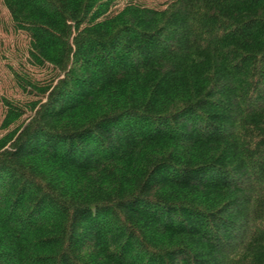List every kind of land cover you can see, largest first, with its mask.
I'll return each instance as SVG.
<instances>
[{"label":"trees","instance_id":"16d2710c","mask_svg":"<svg viewBox=\"0 0 264 264\" xmlns=\"http://www.w3.org/2000/svg\"><path fill=\"white\" fill-rule=\"evenodd\" d=\"M119 1L0 0V264H264V0Z\"/></svg>","mask_w":264,"mask_h":264},{"label":"rangeland","instance_id":"374dc122","mask_svg":"<svg viewBox=\"0 0 264 264\" xmlns=\"http://www.w3.org/2000/svg\"><path fill=\"white\" fill-rule=\"evenodd\" d=\"M129 0H120L115 6L119 10ZM149 8L163 9L170 0H131ZM114 10V9H113ZM28 38L25 33L14 30L7 10L0 2V137L7 131L1 128L7 105L21 108L36 101L35 92L25 87L23 80L44 85L52 74L47 68H38L28 59ZM28 116L25 115L24 119Z\"/></svg>","mask_w":264,"mask_h":264}]
</instances>
